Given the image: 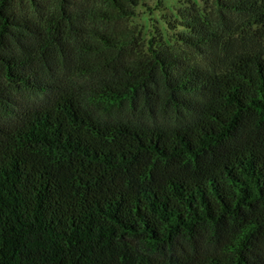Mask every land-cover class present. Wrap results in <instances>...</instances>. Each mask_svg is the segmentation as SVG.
I'll return each mask as SVG.
<instances>
[{
  "label": "trees",
  "instance_id": "trees-1",
  "mask_svg": "<svg viewBox=\"0 0 264 264\" xmlns=\"http://www.w3.org/2000/svg\"><path fill=\"white\" fill-rule=\"evenodd\" d=\"M183 3L0 0V264H264V0Z\"/></svg>",
  "mask_w": 264,
  "mask_h": 264
},
{
  "label": "rangeland",
  "instance_id": "rangeland-1",
  "mask_svg": "<svg viewBox=\"0 0 264 264\" xmlns=\"http://www.w3.org/2000/svg\"><path fill=\"white\" fill-rule=\"evenodd\" d=\"M144 2L151 5L152 8L159 7L157 10H153L150 20H141L140 18L136 19L134 23L141 24L144 28L145 36L150 34L149 32L156 31L154 27L159 29L162 34L166 33V19H171V17L176 15V11L180 7H184V0H143ZM195 3L200 8H207L205 5V0H188ZM149 31V32H148ZM166 38V37H164Z\"/></svg>",
  "mask_w": 264,
  "mask_h": 264
}]
</instances>
